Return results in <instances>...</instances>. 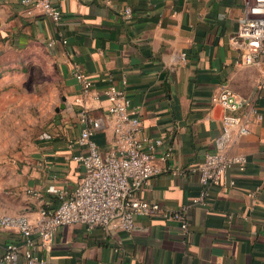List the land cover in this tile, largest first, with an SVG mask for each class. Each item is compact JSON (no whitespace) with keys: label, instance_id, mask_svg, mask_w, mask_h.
<instances>
[{"label":"crops","instance_id":"obj_1","mask_svg":"<svg viewBox=\"0 0 264 264\" xmlns=\"http://www.w3.org/2000/svg\"><path fill=\"white\" fill-rule=\"evenodd\" d=\"M51 2L62 12L58 23L35 4L0 0V54L45 47L64 83L48 133L20 161L0 165V215L35 220L41 208H57L76 189L85 172L79 157L88 152L79 142V111L87 107L102 119L93 139L109 152L114 118L105 91L120 87L142 120L141 138L162 140L158 157L170 152L158 160L163 172L137 194L169 215L186 207L188 233L163 214L137 216L131 232L64 225L39 256L47 264H264V61L238 64L241 50L231 40L246 0ZM51 39L56 43L48 47ZM75 66L93 83L88 93ZM223 84L254 98L262 118L253 115L250 133L231 147L246 156L245 169L233 165L222 185L205 187L192 168L215 150L226 110L211 99ZM201 196L205 204H195ZM19 238L0 228V257ZM0 264L27 261L19 256Z\"/></svg>","mask_w":264,"mask_h":264},{"label":"built area","instance_id":"obj_2","mask_svg":"<svg viewBox=\"0 0 264 264\" xmlns=\"http://www.w3.org/2000/svg\"><path fill=\"white\" fill-rule=\"evenodd\" d=\"M23 4H35L44 14L58 23L62 12L51 0H22ZM125 16L131 17V9H125ZM232 42L240 47L237 63L245 66L261 64L264 61V0H246L244 17ZM66 42V41H64ZM56 40H49L52 47ZM73 74L81 84L83 92L88 93L93 83L78 66ZM263 83L258 85L262 87ZM105 94L110 102L108 113L114 118V146L103 152L93 135L103 127L101 118L93 115L87 107L79 111L82 125L79 142L87 146V154L80 156L85 172L76 189L62 196L55 209L41 208L35 220L26 214L0 215V228L15 231L20 242L7 245L0 261L11 262L23 256L27 264H47L39 256L49 250L54 243L59 227L80 224L88 229L101 227L107 231H133L139 215L163 214L171 216L181 224L182 233L187 235L189 222L186 207L171 215L165 213L159 203L138 196V191L149 181L163 172L158 160H166L170 152L158 157L156 147L161 139L141 138L143 129L141 118L131 106L124 88L109 87ZM211 102L226 110L222 120V130L215 140V150L207 152L197 167L203 186L222 185L230 167L238 164L245 169L247 158L242 154H232L234 142L250 133V119L254 115L262 118L254 98L243 97L230 86L223 84ZM179 170H173L176 174ZM230 184H234L233 181ZM205 197L197 198L195 204H205Z\"/></svg>","mask_w":264,"mask_h":264},{"label":"rangeland","instance_id":"obj_3","mask_svg":"<svg viewBox=\"0 0 264 264\" xmlns=\"http://www.w3.org/2000/svg\"><path fill=\"white\" fill-rule=\"evenodd\" d=\"M64 90L49 50L0 54V165L20 161L48 133Z\"/></svg>","mask_w":264,"mask_h":264},{"label":"water","instance_id":"obj_4","mask_svg":"<svg viewBox=\"0 0 264 264\" xmlns=\"http://www.w3.org/2000/svg\"><path fill=\"white\" fill-rule=\"evenodd\" d=\"M62 107H64V105H62Z\"/></svg>","mask_w":264,"mask_h":264}]
</instances>
